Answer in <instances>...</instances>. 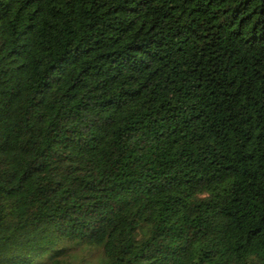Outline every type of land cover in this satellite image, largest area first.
I'll list each match as a JSON object with an SVG mask.
<instances>
[{
	"label": "trees",
	"instance_id": "trees-1",
	"mask_svg": "<svg viewBox=\"0 0 264 264\" xmlns=\"http://www.w3.org/2000/svg\"><path fill=\"white\" fill-rule=\"evenodd\" d=\"M0 264H264V0H0Z\"/></svg>",
	"mask_w": 264,
	"mask_h": 264
}]
</instances>
